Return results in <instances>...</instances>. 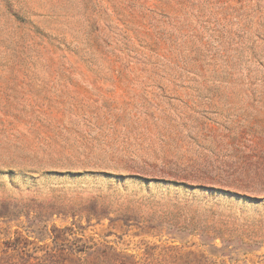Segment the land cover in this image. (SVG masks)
<instances>
[{
  "label": "rangeland",
  "instance_id": "1",
  "mask_svg": "<svg viewBox=\"0 0 264 264\" xmlns=\"http://www.w3.org/2000/svg\"><path fill=\"white\" fill-rule=\"evenodd\" d=\"M0 264H264V0H0Z\"/></svg>",
  "mask_w": 264,
  "mask_h": 264
}]
</instances>
